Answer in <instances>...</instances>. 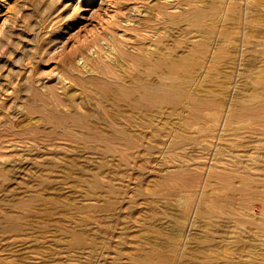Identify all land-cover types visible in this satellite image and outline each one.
<instances>
[{"label": "rangeland", "instance_id": "1", "mask_svg": "<svg viewBox=\"0 0 264 264\" xmlns=\"http://www.w3.org/2000/svg\"><path fill=\"white\" fill-rule=\"evenodd\" d=\"M0 264H264V0H0Z\"/></svg>", "mask_w": 264, "mask_h": 264}, {"label": "bare ground", "instance_id": "2", "mask_svg": "<svg viewBox=\"0 0 264 264\" xmlns=\"http://www.w3.org/2000/svg\"><path fill=\"white\" fill-rule=\"evenodd\" d=\"M106 72H107V71H106ZM113 72H114V71H113ZM116 75H117V74H116ZM101 76H102V75H101ZM65 78H66V77H65ZM99 78H100V77H99ZM109 79H110V78H109ZM147 81H148V80H147ZM106 91H107V90H106ZM148 94H150V93L148 92ZM151 94L153 95V93H151ZM119 95H120V94H119ZM152 95H151V96H152ZM199 104H200V103H199Z\"/></svg>", "mask_w": 264, "mask_h": 264}]
</instances>
